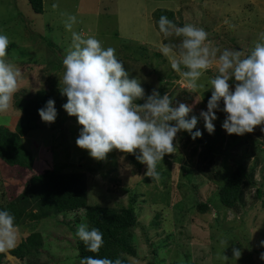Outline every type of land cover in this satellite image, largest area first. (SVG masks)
I'll return each mask as SVG.
<instances>
[{"label":"rangeland","instance_id":"rangeland-1","mask_svg":"<svg viewBox=\"0 0 264 264\" xmlns=\"http://www.w3.org/2000/svg\"><path fill=\"white\" fill-rule=\"evenodd\" d=\"M160 8L171 12L178 26L203 28L210 45L221 50L246 54L264 33V0H44L42 13L35 12L28 0H0V34L10 41L6 59L21 70L19 90L47 88L58 113L54 123L40 120L39 128L23 138L35 156L31 169L6 168L0 163V203L19 194L34 173L85 169L89 203L126 205L129 198H135L136 253L129 257L131 264H264L257 251L264 241V210L256 196L257 188L264 192V125L252 133L229 135L222 128L225 113L217 111L213 123L220 128L222 139L216 146L228 150L230 158L215 154L212 164H199L202 147L197 140L208 133L200 118L193 131L199 129L202 137L193 140L188 132H178L174 152L158 162L159 176L153 179L145 175L147 166L135 155L131 154L134 162L129 154L113 150L98 161L75 143L81 126L62 108L67 97L60 93L62 59L71 43V32L64 26L69 14L78 21L73 31L95 36L103 47L116 49L129 77L141 82L146 96L153 89L161 96L167 92L174 106L184 102L193 107L188 118L207 110L211 90L205 89L210 87L208 79L215 68L201 77L198 83L204 87L199 93H190L168 60L154 55L162 37L156 35L151 13ZM47 40L55 44L54 50ZM19 114L12 102L6 113H0V125L13 129ZM226 139H234V144L228 146ZM236 160L253 166L255 184L244 186L245 198L229 209L219 201L220 175L216 178L214 172L234 168ZM199 204H206L207 209L201 210ZM56 217L51 219L61 218ZM53 221L42 228L46 243L42 249L29 252L24 263L9 254L8 260L13 264H79L73 236L61 232ZM27 234L18 228V242ZM221 241H227V246ZM233 248L241 251L237 260Z\"/></svg>","mask_w":264,"mask_h":264},{"label":"clouds","instance_id":"clouds-1","mask_svg":"<svg viewBox=\"0 0 264 264\" xmlns=\"http://www.w3.org/2000/svg\"><path fill=\"white\" fill-rule=\"evenodd\" d=\"M77 22V17L71 14L64 21L65 29L71 32V43L62 59L60 93L67 97L62 108L76 117L81 126L75 143L87 150L90 157L105 160L113 150L135 155L137 161L147 166L145 175L153 179L159 176L158 162L174 152L173 141L178 132H188L193 140L202 137L199 129L193 131L200 118L209 134L215 131L213 121L218 118L217 111L225 113L222 128L229 135L252 133L257 126L264 125V33H260L259 40L245 54L211 46L208 33L201 27L178 26L167 16H160L156 22V35L162 37L158 51L187 82L188 92L199 93L204 87L198 83L201 77L215 68V74L208 79L210 87L205 89L211 90L207 110H201L199 117L188 118L193 111L191 105L177 102L174 106L167 92L161 96L156 89L146 96L141 82L129 77L116 49L103 47L95 36L85 37L73 31ZM171 37L179 38V43L163 42ZM9 43L8 36L0 34V113L11 108L21 77V70L6 59ZM138 100L144 102L137 103ZM38 114L43 122L54 123L58 115L55 101L49 99ZM76 236L89 252L98 253L104 244L103 233L98 228L89 229L85 223L78 225ZM18 240L15 216L7 209L0 210V253L15 249ZM221 243L227 246V241ZM232 251L233 258L239 259L240 249ZM260 258L264 260V253ZM223 259L227 261L228 257L223 255ZM79 264H124V261L87 256Z\"/></svg>","mask_w":264,"mask_h":264},{"label":"trees","instance_id":"trees-1","mask_svg":"<svg viewBox=\"0 0 264 264\" xmlns=\"http://www.w3.org/2000/svg\"><path fill=\"white\" fill-rule=\"evenodd\" d=\"M28 1L35 12H43L44 0ZM162 15L174 20L171 12L161 8L154 10L151 19L157 30L156 22ZM177 39L173 37L172 40L164 42L175 44ZM53 44L51 40H47L49 49L54 50ZM154 55L160 57L161 53L158 51ZM49 99H51L49 90L43 87L36 91L20 89L15 93L13 107L20 114L14 128L0 125V163L6 165V168H32L35 156L23 143V138L39 128L41 118L38 109L45 106ZM221 139V130L216 126L214 133H207L205 138L197 140L198 145L202 147V151L198 153L199 164H212L215 154H221L225 160L230 158L228 150H220L216 146L220 145ZM226 141L228 146L234 144V139ZM129 158L134 161L131 154ZM137 166L140 167V164ZM90 169L95 170L92 167ZM85 172V169L63 172L58 169H45L34 173L19 194L0 203V210L7 209L15 216V224L20 231H28L15 249L6 254L0 253V264H13L8 260V254L22 263L26 261L24 259L29 252L42 249L46 244L42 228L46 229L53 220L55 225L60 226L61 232L69 231L73 236L79 261L82 257L93 256L112 260L120 258L124 264H131L129 257L136 253L133 239V228L137 224L135 198H129L126 205L116 202L109 206L103 203H89ZM220 172L219 170L214 172L216 178L220 175L219 201L223 206L234 209L245 198V187L255 184L253 166L249 167L246 163L236 160L234 168ZM256 196L264 210V192L257 188ZM199 207L201 210L207 209L206 204H199ZM56 216L61 218L56 219ZM51 217L56 218L52 220ZM81 223L87 224L89 229L98 228L103 233L104 244L98 253L89 252L76 236V229ZM257 251L260 254L264 253V245L261 244Z\"/></svg>","mask_w":264,"mask_h":264},{"label":"crops","instance_id":"crops-1","mask_svg":"<svg viewBox=\"0 0 264 264\" xmlns=\"http://www.w3.org/2000/svg\"><path fill=\"white\" fill-rule=\"evenodd\" d=\"M152 20V19H151Z\"/></svg>","mask_w":264,"mask_h":264}]
</instances>
